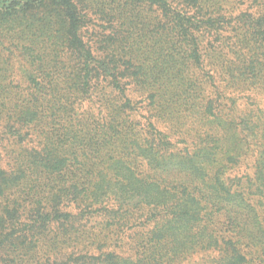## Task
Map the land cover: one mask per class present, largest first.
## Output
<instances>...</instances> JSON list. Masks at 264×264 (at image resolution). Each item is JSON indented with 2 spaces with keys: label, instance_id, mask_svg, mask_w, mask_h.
<instances>
[{
  "label": "trees",
  "instance_id": "1",
  "mask_svg": "<svg viewBox=\"0 0 264 264\" xmlns=\"http://www.w3.org/2000/svg\"><path fill=\"white\" fill-rule=\"evenodd\" d=\"M174 3L0 0V36L27 60L12 116L0 126L1 151L4 142L14 147L6 172L37 199L36 220L73 218L61 211L71 205L120 222L141 213V259L121 264H180L212 251L218 256L208 264H264V110L251 115L262 142L255 177L248 189L231 186L219 177L218 157H231L220 149V123L239 128L246 118H223L232 98L223 108L205 91V76H188L202 65L204 44L219 60L230 51L229 88L264 85V15H243L232 42L218 20L189 16ZM157 11L160 19L150 17ZM111 19L115 32L88 30ZM154 121L173 122L183 139L173 142ZM134 200L140 206L132 214Z\"/></svg>",
  "mask_w": 264,
  "mask_h": 264
},
{
  "label": "rangeland",
  "instance_id": "2",
  "mask_svg": "<svg viewBox=\"0 0 264 264\" xmlns=\"http://www.w3.org/2000/svg\"><path fill=\"white\" fill-rule=\"evenodd\" d=\"M174 6L195 18L218 20L219 23L216 25L222 27V38L232 42H236L238 36L242 35L239 30L243 28L240 23L244 20L243 15L250 14L254 17L264 15V0H176ZM150 14V17L154 18L157 15L159 19L161 18L158 11L156 14ZM41 17L43 15L39 19ZM100 25L107 34L117 31L114 19L106 25H102L99 21L91 22L88 30ZM229 52L225 49L223 54L226 57L219 60L218 52L210 54L203 44L201 53L203 63L200 67H192L188 76L200 81H202L200 76H205L202 81L205 91L209 97L218 98L223 108H229L227 106L230 105V102L224 98H232V109L223 111L221 113L223 118L234 116L239 120L241 115L246 118L239 128L220 123L222 127L220 149L222 152H228L231 157L226 162V156L220 155L218 167L224 168L219 172L220 178H227L231 186H236L238 181H241L248 189V182L255 177L256 164L262 151L258 123L251 118V115L254 113L258 115V110H264V85L260 82L252 85L251 88L241 89L240 86L229 88L228 80L231 74L229 63L233 60ZM25 62H27L26 58L19 54L9 37L0 36V126L12 116L10 111L14 107L13 98L17 85L20 84L17 80L23 77L20 76V71L26 68ZM209 78H216V87L224 91L223 95L218 96L219 93L212 87L214 83L211 82L209 85ZM133 95L136 101L140 99L138 94ZM145 111H148V108ZM142 114L145 116L144 112ZM141 119L144 122L145 118ZM154 122L159 131L163 135L170 136L173 142L183 139L180 137L179 129H174L173 122H164V124ZM218 124L217 122L214 126ZM66 133L67 131L64 134ZM1 139L0 136V144ZM194 144L196 142L190 147L191 149L195 148ZM4 146L6 151L0 149V158L1 168L6 172L11 165L6 153L14 147L11 142H4ZM183 146L181 144L178 148ZM6 173L0 176V264H111L113 262L121 264L120 262L126 259L132 262L141 259V238L147 230L141 220V213L120 222L107 220L102 216L83 215L85 213L75 209V205H71L62 208L61 211L63 214L72 215L73 218L64 216L52 221L36 220L31 216V212L36 208L37 199L29 194L24 182L18 185L14 180L15 176ZM129 205L132 214L138 212L137 208L140 204L137 206L136 200L131 201ZM217 256L218 253L214 251L197 252L191 260L188 258L180 264H208ZM250 264L259 263L253 259Z\"/></svg>",
  "mask_w": 264,
  "mask_h": 264
}]
</instances>
